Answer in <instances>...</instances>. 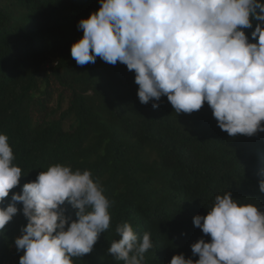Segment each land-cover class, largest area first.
I'll use <instances>...</instances> for the list:
<instances>
[{"label": "trees", "instance_id": "16d2710c", "mask_svg": "<svg viewBox=\"0 0 264 264\" xmlns=\"http://www.w3.org/2000/svg\"><path fill=\"white\" fill-rule=\"evenodd\" d=\"M100 6L99 0H0V133L24 175L0 206L50 166L89 170L113 202L110 227L73 264H124L107 249L125 222L141 238L150 233L153 247L143 264H170L178 254L198 260L191 245L211 237L193 218L207 215L217 195L231 192L238 203L264 211V132L229 136L207 102L180 114L166 96L142 104L134 70L120 62L97 57L77 65L70 51L83 36L77 25ZM256 23L244 29L250 42ZM16 206L0 232V264H19L24 254L14 241L28 221L22 203ZM65 207L76 219V210Z\"/></svg>", "mask_w": 264, "mask_h": 264}, {"label": "clouds", "instance_id": "9594fccd", "mask_svg": "<svg viewBox=\"0 0 264 264\" xmlns=\"http://www.w3.org/2000/svg\"><path fill=\"white\" fill-rule=\"evenodd\" d=\"M100 8L77 25L83 36L71 46L77 65L97 57L120 62L135 72L140 103L166 96L177 114L193 113L204 102L218 127L229 136L264 132V2L262 0H99ZM256 21L250 42L244 29ZM153 108L159 104L154 102ZM8 136L0 133V205L20 183L22 170ZM264 192V180L259 182ZM102 184L89 170L73 171L56 164L13 193L0 206V232L17 214L27 225L15 239L24 254L19 264H73L92 253L100 234L110 227L112 205ZM66 203L76 219L66 215ZM193 223L203 238L191 245L193 261L174 255L170 264H264V211L240 204L231 192L215 197L207 215ZM107 252L124 264H143L153 247L150 233L142 238L131 224L115 228Z\"/></svg>", "mask_w": 264, "mask_h": 264}, {"label": "rangeland", "instance_id": "374dc122", "mask_svg": "<svg viewBox=\"0 0 264 264\" xmlns=\"http://www.w3.org/2000/svg\"><path fill=\"white\" fill-rule=\"evenodd\" d=\"M11 264H13V263H11Z\"/></svg>", "mask_w": 264, "mask_h": 264}]
</instances>
